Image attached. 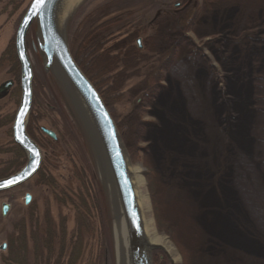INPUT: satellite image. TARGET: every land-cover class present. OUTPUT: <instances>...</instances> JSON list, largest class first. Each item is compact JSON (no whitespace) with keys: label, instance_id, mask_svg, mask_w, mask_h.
Returning a JSON list of instances; mask_svg holds the SVG:
<instances>
[{"label":"rangeland","instance_id":"obj_1","mask_svg":"<svg viewBox=\"0 0 264 264\" xmlns=\"http://www.w3.org/2000/svg\"><path fill=\"white\" fill-rule=\"evenodd\" d=\"M29 1L13 9L0 0V56L13 43ZM112 1L79 0L66 16L65 31L70 49L74 33L94 10L102 14L88 28L126 13L90 38L97 42V52L109 57L99 61L114 75L118 95L109 97L107 108L112 118L122 117L124 137L118 130L131 168L142 178L136 189L146 197L144 215L174 248L173 256L153 251V264H264V0ZM172 11L181 20L191 19L186 31ZM118 26L123 28L115 37L106 35ZM36 31L33 24L26 44L33 79L43 83L38 127L52 131L55 140L42 130L36 134L43 176L0 193V246H6L0 264L8 242L20 233L26 234L25 255L32 260L45 226L64 233L58 234L65 242L63 264L69 242L76 240L74 264H120L116 214L98 154L65 89L54 73L43 70L33 47ZM118 55L121 64L112 59ZM150 60L159 69L155 80L120 70ZM18 80L19 73L16 80L4 61L0 86L12 81V87L0 94V119L11 115V122L0 127L2 149L12 139L7 129L19 101ZM9 157L0 151V160ZM92 178L102 192L96 208L89 199ZM25 194L30 196L27 204ZM87 198L88 217L82 221L89 230H83L76 212ZM3 203L10 206L5 215ZM60 244L54 241L53 257Z\"/></svg>","mask_w":264,"mask_h":264},{"label":"water","instance_id":"obj_2","mask_svg":"<svg viewBox=\"0 0 264 264\" xmlns=\"http://www.w3.org/2000/svg\"><path fill=\"white\" fill-rule=\"evenodd\" d=\"M66 2L45 0L41 5L36 0H30L15 30L13 46L19 66V101L10 130L12 141L25 155V162L18 171L0 178V192L32 179L43 161L40 146L26 129L32 108L34 76L26 35L35 24L36 47H33L43 60L42 68L45 72L54 73L65 89L98 154L110 201L122 227L120 264H152L153 251H165L161 246L152 244L146 236L129 156L114 119L94 85L71 55L65 31ZM11 87L12 81L3 83L0 94ZM41 130L55 140L52 131L46 128ZM29 199V194H25L26 204ZM1 206L2 214L5 215L9 206L5 203ZM0 249L4 250L5 244Z\"/></svg>","mask_w":264,"mask_h":264},{"label":"trees","instance_id":"obj_3","mask_svg":"<svg viewBox=\"0 0 264 264\" xmlns=\"http://www.w3.org/2000/svg\"><path fill=\"white\" fill-rule=\"evenodd\" d=\"M21 1L22 0H7V3L10 5H13V9H18L21 5ZM118 1L120 0H113L112 4L117 3ZM172 13H174L175 15V12L172 11ZM101 14H102L101 12H97L96 10H94L83 20L79 30H77L74 33L71 39L70 50L77 64L80 66L83 72L88 76V78L94 84L96 89L99 91V94L102 97L104 103L108 107L111 98L114 99L118 95V91L114 89V83H115L114 78L115 77L113 74L112 75L108 74L109 70L103 67L102 63L99 61V59L106 60L107 58H109L108 55L102 52H97L96 50L98 49L96 46L97 42L95 41L93 37L90 38V36L94 32H97L98 30H100L99 27H102L101 25L114 21L118 18H121V19L125 18L126 13H120L114 17H111L110 19L102 20L101 22H95V24H93L91 28L90 27L88 28V26L91 25L94 22V20H96V18ZM173 17L176 18L178 23H181L179 25L181 30L186 31L187 26H185V24L190 23L191 19L188 18L186 21L184 19L181 20L180 15H177V14ZM134 21L135 20L133 19L131 21V24L132 22L134 23ZM122 28H123L122 26H118L117 29H115V31L112 30V32L107 33L106 35L107 36L112 35V37H115L116 36L115 33H118ZM87 39L89 41L85 42V40ZM112 59H114L113 61L121 64L120 55L112 56ZM4 61L8 63V66L11 69L12 75L17 80L18 73H19V66H18V62L15 57L14 47H13L12 42L7 45L4 53L0 56V67ZM154 62L155 60H150L146 63H142L141 65L135 68L129 67V65H125L120 70L122 71L128 70V73L130 71L136 70L139 73L138 75L139 78H145L147 75H149L151 76L153 80H155L158 76L159 69L157 66L152 65ZM146 82L147 84H149L151 81L148 80ZM142 84L143 82L140 83L141 87H142ZM42 86H43V83L39 79L34 77L32 110H31L29 122L27 124L26 129H27V133L36 141H38L36 139V134L39 135L41 133V129L38 127L39 113H38V110H36V107L38 106L37 105L38 92L41 91ZM144 89L145 87L141 88V90H144ZM110 96L111 98H109ZM129 104H131V100H129ZM135 107H136V103H134L132 110H134ZM132 110L130 111V114L132 113ZM124 114H127V112H125ZM121 118L119 120L113 117L118 129L121 131L122 136L124 137L123 125L120 123ZM10 122H11V115H7L3 119H0V127L4 125H8ZM7 132L8 133L10 132L9 128L7 129ZM0 151L1 152L4 151L5 153L10 154V157L7 158L6 160H0V177L13 173L19 167H21L22 164L24 163V159H25L24 153L12 141V139L9 140L6 147H3V149L0 148ZM43 168L44 166L42 164L40 170L36 174V177L44 175ZM89 189H91L92 191L91 195H89V199L91 203H94V207L96 208V205L98 202L97 196L102 194V192H101V186L97 183L95 178L94 179L92 178V181L89 182ZM102 199H103V196H102ZM88 206H89V201L87 198L85 205L82 206V208H84L83 210L77 207V212H76L77 219L79 221V225L81 226L80 229H83V230H89L88 223L85 222L84 220H83L84 222L82 221L83 217H86V216L88 217V215H85V212L89 211ZM81 213L85 216H82ZM21 231L23 230L21 229ZM58 234L61 235L64 233L61 231ZM58 234L54 233V231L52 230V227L45 226L41 234L42 237L39 241V246L35 248L34 250L35 256L34 258L32 257L33 256V252H32L31 257L33 259L30 260L27 257V255H25L27 254L26 234L20 233L16 241H13L11 243L10 241L8 242L9 243L7 245L8 255L6 258H4V264H63L62 260L64 261L65 258L63 257L64 255L62 253L65 249V245H64L65 242L63 240H60L61 237ZM56 239H58L59 243L61 242L60 244L61 247H60V253L57 254L55 257H53L54 256V241ZM61 239H63V237ZM35 241L37 243L38 240H35ZM68 246L70 248V252L65 261V264H74V261H76L78 258V251H79L78 241L76 240V241H73L72 243L69 242ZM38 257H42V258L39 259ZM52 258L54 259L51 260Z\"/></svg>","mask_w":264,"mask_h":264},{"label":"bare ground","instance_id":"obj_4","mask_svg":"<svg viewBox=\"0 0 264 264\" xmlns=\"http://www.w3.org/2000/svg\"><path fill=\"white\" fill-rule=\"evenodd\" d=\"M78 1L79 0H67V2L65 4V16H67L69 11L78 3ZM95 89H96V87H95ZM105 106H106V104H105ZM131 171L133 174V181H134L135 186H136V184L139 181H141L142 178H141L137 168H133V169L131 168ZM137 196H138L140 208H141V211L143 214L144 229H145V233H146L148 240L152 244L161 246L164 249V251L166 252V254H168L169 256H173L174 248H173L172 244L168 241V238L166 236L160 234L159 232H157L155 229H153V227H152V226H154V224L152 223L153 220H150V218L149 219L146 218L144 215L143 209L146 206V203H144L143 200L146 197L144 195L141 196V194L138 192V190H137ZM116 240H117V247H118L119 254H120V249H122V227H121L120 219H119V216L117 213H116ZM152 255H153V253H152ZM119 258H120V255H119ZM175 259L176 258H174V260ZM152 264H153V256H152Z\"/></svg>","mask_w":264,"mask_h":264},{"label":"flooded vegetation","instance_id":"obj_5","mask_svg":"<svg viewBox=\"0 0 264 264\" xmlns=\"http://www.w3.org/2000/svg\"><path fill=\"white\" fill-rule=\"evenodd\" d=\"M136 43L139 45V40L138 41H136ZM137 102H140V100H137ZM138 104V103H137ZM24 158H25V155H24ZM25 160V159H24ZM24 164V163H23ZM10 175V174H9ZM6 176H8V175H6ZM2 177H5V176H2ZM2 177H0V178H2ZM26 183V182H25ZM24 184V183H23ZM21 186V185H20ZM17 187H19V186H17ZM17 187H14V188H11V189H9V190H6V191H3V192H0V193H4V192H8V191H11V190H13V189H15V188H17ZM8 205V204H7ZM9 206V205H8ZM10 207V206H9ZM9 207H8V209H9ZM8 211V210H7ZM1 213H2V206H1ZM0 251H1V249H0Z\"/></svg>","mask_w":264,"mask_h":264},{"label":"snow or ice","instance_id":"obj_6","mask_svg":"<svg viewBox=\"0 0 264 264\" xmlns=\"http://www.w3.org/2000/svg\"><path fill=\"white\" fill-rule=\"evenodd\" d=\"M36 2L43 5L45 3V0H36Z\"/></svg>","mask_w":264,"mask_h":264}]
</instances>
